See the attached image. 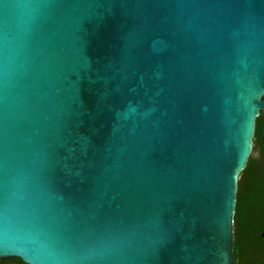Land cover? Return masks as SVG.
Segmentation results:
<instances>
[{"label":"water","instance_id":"1","mask_svg":"<svg viewBox=\"0 0 264 264\" xmlns=\"http://www.w3.org/2000/svg\"><path fill=\"white\" fill-rule=\"evenodd\" d=\"M264 145V0H0V260L234 264Z\"/></svg>","mask_w":264,"mask_h":264},{"label":"trees","instance_id":"2","mask_svg":"<svg viewBox=\"0 0 264 264\" xmlns=\"http://www.w3.org/2000/svg\"><path fill=\"white\" fill-rule=\"evenodd\" d=\"M256 121L255 142L264 152ZM239 182L234 218V264H264V166L250 158Z\"/></svg>","mask_w":264,"mask_h":264},{"label":"flooded vegetation","instance_id":"3","mask_svg":"<svg viewBox=\"0 0 264 264\" xmlns=\"http://www.w3.org/2000/svg\"><path fill=\"white\" fill-rule=\"evenodd\" d=\"M251 158H254L258 161V166H264V152L258 143L254 140V150ZM243 179V176L241 177ZM0 264H25L23 261L19 259H10V260H0Z\"/></svg>","mask_w":264,"mask_h":264}]
</instances>
